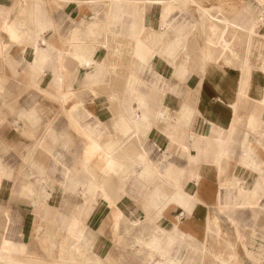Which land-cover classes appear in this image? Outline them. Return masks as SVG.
<instances>
[{"label":"crops","instance_id":"1","mask_svg":"<svg viewBox=\"0 0 264 264\" xmlns=\"http://www.w3.org/2000/svg\"><path fill=\"white\" fill-rule=\"evenodd\" d=\"M262 207L264 0H0V264H209Z\"/></svg>","mask_w":264,"mask_h":264},{"label":"rangeland","instance_id":"2","mask_svg":"<svg viewBox=\"0 0 264 264\" xmlns=\"http://www.w3.org/2000/svg\"><path fill=\"white\" fill-rule=\"evenodd\" d=\"M40 90L35 88V91L33 93V106L39 110H41V104L42 102L40 100H36L37 96L36 94H40ZM31 101L28 102V104H32ZM27 103V102H26ZM51 104H55L57 107V101L53 100L50 101ZM56 109V108H55ZM53 112V113H51ZM50 115H46L45 118L42 119H50L51 122H55L57 120V111L53 110L51 107ZM63 112V111H62ZM65 114V113H62ZM68 121V116L66 117ZM68 129V126H67ZM41 135V133L37 134ZM63 141V140H62ZM46 143V149L50 151L53 155H56L57 158L60 159V161H66L67 165L74 168L72 156H73V141H72V131H69L65 142H63L61 145L63 148L58 149L56 146L57 143H52L49 140L43 141ZM35 146V145H34ZM41 149L34 148V153L36 158L41 157L42 155ZM44 153V152H43ZM46 155V154H45ZM44 155V156H45ZM55 156V157H56ZM24 161V160H23ZM26 165H19V170L21 169L23 172H25ZM54 174H57V171H55ZM57 178V176H55ZM57 186V183H55ZM54 184V185H55ZM264 209V207L260 208L259 210ZM254 221H262L264 220V212H257L254 217ZM248 220V218H247ZM256 228H247V229H238L239 231L237 233V243L235 244H229L226 245L222 252L220 251L219 254L213 255L211 253L210 255V261L209 264H264V225L260 226V224L255 226ZM258 238V239H257ZM260 239V240H259ZM223 249V248H222ZM222 262V263H221ZM206 261H194L193 264H207Z\"/></svg>","mask_w":264,"mask_h":264},{"label":"bare ground","instance_id":"3","mask_svg":"<svg viewBox=\"0 0 264 264\" xmlns=\"http://www.w3.org/2000/svg\"><path fill=\"white\" fill-rule=\"evenodd\" d=\"M222 23L225 25V27H233V25H234L233 21H228V20H224V21H222ZM237 29L244 31L247 35L250 34L252 31V28L251 29L246 28V27L240 25L239 23H237ZM50 166H51V164H50ZM262 260H264V259H262Z\"/></svg>","mask_w":264,"mask_h":264}]
</instances>
